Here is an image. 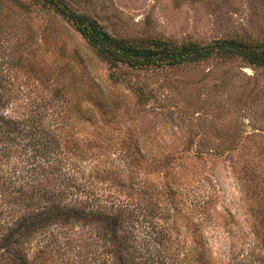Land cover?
Segmentation results:
<instances>
[{
  "label": "rangeland",
  "instance_id": "374dc122",
  "mask_svg": "<svg viewBox=\"0 0 264 264\" xmlns=\"http://www.w3.org/2000/svg\"><path fill=\"white\" fill-rule=\"evenodd\" d=\"M64 2L134 49L264 44V0ZM9 117L21 125L2 135ZM60 160L58 207L121 216L154 264H264V68L237 55L116 67L45 0H0V185ZM18 218L1 222L0 264H119L88 245L93 219L75 222L80 252L41 257L44 240L11 238Z\"/></svg>",
  "mask_w": 264,
  "mask_h": 264
},
{
  "label": "trees",
  "instance_id": "16d2710c",
  "mask_svg": "<svg viewBox=\"0 0 264 264\" xmlns=\"http://www.w3.org/2000/svg\"><path fill=\"white\" fill-rule=\"evenodd\" d=\"M45 1L64 19L71 22L81 35L99 50V52L108 56L113 66L116 67L119 64H128L133 68L145 69L165 65L175 67L186 62L190 64L200 63L219 55H237L253 66L264 68V44L249 47L242 43L225 41L207 47L187 48L170 52H152L137 48L134 49L132 47H127V45H123L122 42L118 43L113 40L96 21L75 13L64 0ZM4 123L5 125L3 126L8 128L7 130H2L3 133L1 131L2 135L9 134L10 129L17 130L21 125L19 121L11 117H9L7 121H4ZM41 139V137L34 139L29 145L34 148L42 146V142L44 141ZM44 140L46 141L45 138ZM52 150L53 149H49V151ZM56 163V168H54V165L44 164L35 166L32 171H35L36 175L31 176L33 178L21 179L18 182L16 181V183L13 182V184H8L9 187H2L0 185V201H5V203L8 204V208H5V206L0 208V229L2 228L1 222L4 220L3 218H12L18 215L17 225L11 230V238L15 237L16 241L19 240L21 242H23V240L27 241L28 238L35 240L34 242L40 243L44 240L42 244L39 243L41 248L38 245L40 249L37 250V252H40L41 257L43 255L51 257L52 255H60V251L63 249H66V251L69 248L73 250L78 249L80 252L81 247H84L83 244L86 242L80 243L77 238L79 232L77 231L75 222L93 219L99 222V224L95 226L97 227L95 228L96 230L93 229L92 232L88 234L87 230L84 228L81 234L83 241H85V236L88 234L90 240L88 245L93 243L97 244L99 241L102 243L103 241L104 244H106L105 247L110 248V255H119V264H134L135 258H139V262L135 260L137 264L159 263L160 260L156 259V255L155 259L149 258L147 253L149 251L147 247L148 244L144 246V249H142L140 245L134 244L131 240L134 235H131L132 233H129V231L127 232V236H122L123 218L121 216L93 210L92 208L94 205L96 206V204L92 201L91 209L85 208L81 204L58 207L59 201H57V198L59 192L53 193L51 191L53 182L50 177V172L55 170L64 171L65 168L62 164V160ZM39 173L43 177L38 176ZM74 180L78 182L75 177ZM62 183L64 184V182ZM12 185L14 186L13 190H9V188L13 187ZM48 189H50V191H48ZM43 190L45 192H43ZM62 191L63 190L60 191V194L66 193L65 190L64 192ZM118 208L120 213H122L123 211L121 210H123V207L118 206ZM155 228H157L156 225ZM153 230L155 231L156 229ZM73 237L78 239V241H76L78 243L73 244ZM164 239L165 238L162 240ZM124 248L134 253H127L128 257L121 256ZM146 250L147 252L145 253ZM101 255L102 254H100V256ZM52 258H54V256ZM168 258L169 256L162 257V264H165ZM0 261L2 262V260ZM31 262L33 263V261L26 259V264H32Z\"/></svg>",
  "mask_w": 264,
  "mask_h": 264
}]
</instances>
